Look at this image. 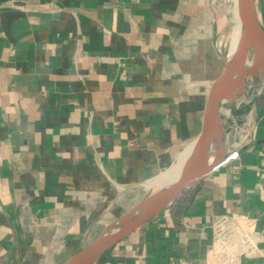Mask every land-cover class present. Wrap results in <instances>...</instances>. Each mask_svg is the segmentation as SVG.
<instances>
[{
    "label": "crops",
    "instance_id": "1",
    "mask_svg": "<svg viewBox=\"0 0 264 264\" xmlns=\"http://www.w3.org/2000/svg\"><path fill=\"white\" fill-rule=\"evenodd\" d=\"M233 6L0 0V264H64L173 167L222 72ZM252 112L235 160L95 264L204 263L219 215L264 232V89Z\"/></svg>",
    "mask_w": 264,
    "mask_h": 264
},
{
    "label": "water",
    "instance_id": "2",
    "mask_svg": "<svg viewBox=\"0 0 264 264\" xmlns=\"http://www.w3.org/2000/svg\"><path fill=\"white\" fill-rule=\"evenodd\" d=\"M243 16L250 20V33L248 38L235 51H232L233 32L238 20ZM262 46L264 58V22L259 0H234L231 22L224 33L220 46V57L224 66L206 96L199 131L191 143L190 154L181 179L175 184L162 187L157 191L150 188V191L130 211L107 225L91 245L79 251L64 264H95L115 245L130 237L172 206L189 189L204 182L238 157L239 150L246 144L250 135L247 139H242L244 130L243 127H239L241 125L235 126L230 121H224L221 124L220 104L234 89L236 76L249 60L250 55L253 54L254 59L255 52ZM247 90L248 86L245 91L247 92ZM239 98L241 99L238 96L236 103ZM236 115L239 116V114ZM235 127L241 129V132L236 133L232 141L230 139L231 129ZM252 128L253 123L250 134ZM215 131L217 132V141L213 153L210 154L208 152L209 137Z\"/></svg>",
    "mask_w": 264,
    "mask_h": 264
},
{
    "label": "bare ground",
    "instance_id": "3",
    "mask_svg": "<svg viewBox=\"0 0 264 264\" xmlns=\"http://www.w3.org/2000/svg\"><path fill=\"white\" fill-rule=\"evenodd\" d=\"M246 16L241 17L239 20V27L233 33L232 36V51H235L242 42H244L250 33V20ZM263 46L260 47L254 54L253 60H247L244 67L241 69L239 74L236 76V85L234 89L226 96L220 106V122L223 124L224 121H230L235 126L243 127L244 123L253 112L254 101L259 96L264 89V76H263ZM251 78V85L246 93V95L241 99V103H236V97L247 78ZM232 101V102H231ZM231 102V103H230ZM236 114H239L237 116ZM217 131V130H216ZM214 132L209 137V153H213V148L216 145L217 132ZM241 132V129H238ZM242 139H245V130L242 135ZM191 146L187 151L181 156V158L173 165V167L164 174L158 181L154 183L152 188L153 191H157L162 187L169 186L178 182L185 170L186 162L190 154Z\"/></svg>",
    "mask_w": 264,
    "mask_h": 264
},
{
    "label": "built area",
    "instance_id": "4",
    "mask_svg": "<svg viewBox=\"0 0 264 264\" xmlns=\"http://www.w3.org/2000/svg\"><path fill=\"white\" fill-rule=\"evenodd\" d=\"M202 235L209 237L211 244L206 260L200 264H248V261L264 258V248L261 247L264 232L254 216H216L204 225Z\"/></svg>",
    "mask_w": 264,
    "mask_h": 264
},
{
    "label": "rangeland",
    "instance_id": "5",
    "mask_svg": "<svg viewBox=\"0 0 264 264\" xmlns=\"http://www.w3.org/2000/svg\"><path fill=\"white\" fill-rule=\"evenodd\" d=\"M249 59H250V60L253 59V54L250 55ZM251 80H252V79H251L250 77L247 78V79L245 80L243 86H242V89L239 91L238 96H240L241 99L246 95L247 92L245 91V89H246L247 86H248V89H249V87H250V85H251ZM247 91H248V90H247ZM238 96L236 97V99L238 98ZM241 99L239 98V99L237 100V104L241 103ZM236 133H238V129H237V127L231 129V136H230V139H231L232 141L234 140V138H235V134H236Z\"/></svg>",
    "mask_w": 264,
    "mask_h": 264
}]
</instances>
